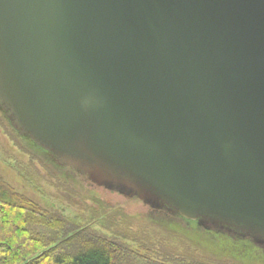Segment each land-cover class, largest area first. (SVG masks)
Returning <instances> with one entry per match:
<instances>
[{
	"label": "water",
	"instance_id": "1",
	"mask_svg": "<svg viewBox=\"0 0 264 264\" xmlns=\"http://www.w3.org/2000/svg\"><path fill=\"white\" fill-rule=\"evenodd\" d=\"M0 106L94 184L264 242V0H0Z\"/></svg>",
	"mask_w": 264,
	"mask_h": 264
},
{
	"label": "rangeland",
	"instance_id": "2",
	"mask_svg": "<svg viewBox=\"0 0 264 264\" xmlns=\"http://www.w3.org/2000/svg\"><path fill=\"white\" fill-rule=\"evenodd\" d=\"M0 176L43 206L71 217L82 208L80 193L94 194L139 218L147 233L163 242L165 251L170 253L183 249L205 264H264V242L256 237L246 236L236 228L239 233L233 232V227L200 224L161 206L162 203H147L133 194L94 184L29 136L21 135L1 106ZM131 246L140 254L141 260H136V264H144L148 254L140 252L136 243Z\"/></svg>",
	"mask_w": 264,
	"mask_h": 264
},
{
	"label": "trees",
	"instance_id": "3",
	"mask_svg": "<svg viewBox=\"0 0 264 264\" xmlns=\"http://www.w3.org/2000/svg\"><path fill=\"white\" fill-rule=\"evenodd\" d=\"M80 195L82 208L71 217L0 176V264H136L141 259L133 243L148 254L144 264H205L181 248L179 253L165 251L166 245L122 207L94 194Z\"/></svg>",
	"mask_w": 264,
	"mask_h": 264
}]
</instances>
